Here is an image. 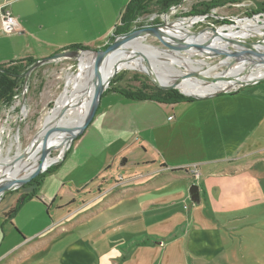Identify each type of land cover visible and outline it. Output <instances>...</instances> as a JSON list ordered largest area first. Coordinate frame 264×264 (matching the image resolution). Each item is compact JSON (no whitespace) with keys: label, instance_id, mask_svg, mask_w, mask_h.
<instances>
[{"label":"crops","instance_id":"0c3cea01","mask_svg":"<svg viewBox=\"0 0 264 264\" xmlns=\"http://www.w3.org/2000/svg\"><path fill=\"white\" fill-rule=\"evenodd\" d=\"M131 1L0 0L18 23L14 32H4L0 12V64L41 60L76 46L104 47ZM97 121L104 131L108 123L115 137L129 132L131 143L113 152V161H102L91 182L80 183L78 188L86 187L82 205L70 191L51 211L60 194L53 200L47 192L41 195L43 181L24 193L4 194L0 264H209L220 257L231 233L215 217L221 213L212 190L216 194L225 178L240 173L237 166L227 170L237 159L264 150V82L174 104L131 99L109 89L90 124ZM102 151L110 156L100 147L94 155ZM194 165L202 173L199 181L189 170ZM102 170V181H93ZM194 183L200 187L198 207L190 204ZM27 193L31 196L21 200ZM34 199L50 217L40 211V218L21 221L19 211ZM34 224L41 227L29 231ZM83 227L86 243L67 241Z\"/></svg>","mask_w":264,"mask_h":264},{"label":"rangeland","instance_id":"374dc122","mask_svg":"<svg viewBox=\"0 0 264 264\" xmlns=\"http://www.w3.org/2000/svg\"><path fill=\"white\" fill-rule=\"evenodd\" d=\"M211 1L182 0L179 5L171 8L166 14H170L172 20L190 19L191 16H188V14L191 13L194 6ZM218 1L221 3H218L214 8L209 10L210 14L208 16H196L200 21L193 24L191 28L192 32L209 33L211 30L220 28L223 23L218 22V20L223 19H225V23H234V18L241 20L247 19L248 15L264 18V11L261 9L264 7L262 5L264 4V0ZM198 8L203 9L204 7L198 6ZM252 10H257L260 13L251 15ZM164 14L159 5L152 4L139 16L133 28L161 25L165 23L163 19ZM235 33L230 34L231 36L228 35L227 38L242 40L256 46L264 41V37L255 32ZM241 34L243 36H238ZM146 41L153 47L167 50L168 53L174 52L178 54L180 50L182 54L190 55L197 65L205 61L206 65H201V68L204 71L209 70L212 75H218L227 69L228 64H226V59L228 58L229 52H240L232 44L224 43L218 46L215 43L211 44V41H207V44L210 46L205 50H199L197 48L178 49L169 39L153 34H149ZM211 48L216 50H211ZM241 48L248 50V48H244L243 46ZM158 59L169 61L165 56L160 58L158 55ZM78 64L79 60L71 58L56 59L38 67L27 76L28 90L23 101L25 105L24 114H21L20 107H22V104H20L14 112L6 110L0 115V136L1 134H5V139H7V142L4 145L1 144L0 148L3 147L6 150L10 144V139L18 134L20 146L25 149L36 134V138L38 139L48 130L52 121L50 120V114L55 108L59 95L71 88L79 70ZM185 66L186 64H183L179 68L186 70L187 67ZM168 68L170 70L175 69L169 65ZM112 80H115L114 86L121 88L137 89L143 85L159 87L148 74L136 69L125 68L119 70ZM177 90L180 92V89ZM115 98V95L108 96V99L104 101V107L107 106V100H115ZM110 116L112 122L116 123L112 112ZM100 125V121H97L93 125L89 124L78 137L72 140L69 148L67 147L65 150L67 152L66 154L65 152L62 153L61 147H57L51 151V157L57 158L56 161H61L49 167L50 172L44 174L40 188V194L44 195L47 192V194L51 195L49 197L51 200L55 198V195L60 194L59 198L55 201V207L53 208V206L50 207L49 205L51 211L59 205L60 197L65 196L70 191L79 200L78 204L82 205V199L84 200L86 196V187L78 188L81 185L80 183L85 179H89L91 182V177L94 173L100 171L99 168L102 161H113L114 159L112 160L111 157L114 158L115 156H111V154L116 152L119 147L131 143L132 136H129V132H125L123 134L124 136L115 137L111 133L108 123H104V129L106 131L102 127H99ZM99 147L101 149L108 148L111 152L110 156L105 153L106 151L100 152L97 156L94 155V151ZM87 150L91 152L86 153ZM11 153L14 154L15 150H12ZM119 160L117 158L115 163ZM233 166L241 168L240 173L235 174L231 179L225 178L226 184L221 186L216 194L215 190H212L214 195L219 196V206L215 207V209L218 208L221 213V215L217 214L215 217L222 224L225 223L224 226L228 230L227 232L231 233L229 234L230 241L225 244V248L221 252L220 257L209 264H264V150L237 159L227 170H233L234 168H230ZM28 169L21 172L20 175L27 172ZM108 171L112 172V169H108ZM104 173L105 171L102 170L100 176L93 179V181L101 182ZM31 189V186H22L16 189V191L24 193ZM203 202H205V206L207 207V202L204 200ZM190 204L192 207H198V203L192 202L191 200ZM30 211L37 212L29 215L31 214ZM40 211H43L46 218L50 217V212H48L46 207L40 201L34 199L24 204L19 211V218L21 221H29V219L33 221V217H39L38 212ZM211 211H214V209H211ZM40 227V224H34V226L32 225L29 228V231L33 228ZM74 238H78L86 243L88 241L86 228L78 229L73 235L66 237L67 241ZM56 250L57 248L55 251L53 248L52 251L56 252ZM30 262H36V259Z\"/></svg>","mask_w":264,"mask_h":264},{"label":"bare ground","instance_id":"6f19581e","mask_svg":"<svg viewBox=\"0 0 264 264\" xmlns=\"http://www.w3.org/2000/svg\"><path fill=\"white\" fill-rule=\"evenodd\" d=\"M163 19L167 23V31L171 35L177 36L183 43H189L190 46L195 44L203 45L207 43L208 39H211V41L218 40L217 44L221 46L225 43L227 36L234 32H264V18L260 16L239 19L233 26L220 27L217 36L214 35L207 38L190 35L193 24L200 21L198 17L172 20L171 15L166 14L163 16ZM149 34L147 33L128 41L109 56L103 73L106 83L112 79L116 72L128 68L149 73L162 85L176 83L178 88L187 94L205 95L218 89L227 88L233 84L232 81L208 84L204 80L199 79L197 77L199 74L202 76L212 75L209 70L204 71L201 68V65H206L205 61L197 65L190 55H184L180 50L177 54L174 52L168 53L165 49L161 50V48L153 47L146 41ZM174 46L179 47L177 43ZM255 49L259 52L251 55L250 58H241L238 62H235L236 66L232 68L233 74L231 77L240 78L241 76H246L248 82L256 81L264 77V60H258V54L261 53L264 55V41L258 44ZM158 55L160 58L165 56L169 61L164 59L159 60ZM239 56L238 54H230L226 59V64L232 63ZM95 57L96 54L90 52H84L80 55L77 76L71 88L59 95L55 108L50 114V120L52 121L48 130L37 139L35 146L23 159L20 160L25 149L20 146L18 134L10 139V144L7 149L5 148L6 150L3 147L0 148V178L11 175L17 168L23 172L28 169L29 165L28 171L21 176H25L34 171L40 164L42 147L48 137L50 151L61 147L63 153L69 147L71 137L65 133L69 129L79 128L81 126L88 115L93 101L100 75L99 66L94 65ZM183 64H186V70L179 68ZM168 65L175 69L170 70ZM66 105L67 110L63 113ZM6 142L5 134H1L0 145H4ZM12 150H15L14 154L11 153ZM56 160L57 158H52L49 153L44 160L45 166H49Z\"/></svg>","mask_w":264,"mask_h":264},{"label":"water","instance_id":"95a60500","mask_svg":"<svg viewBox=\"0 0 264 264\" xmlns=\"http://www.w3.org/2000/svg\"><path fill=\"white\" fill-rule=\"evenodd\" d=\"M210 14V13H209ZM209 14L206 15H200L201 17H205L208 16ZM196 16H191L190 19L195 18ZM255 16H250L248 15L247 18H252ZM239 20V18H234L233 21L234 23H223V26H233L234 24H236V22ZM167 23H163L161 25H155V26H148V27H141V28H135L130 32L124 33V34H120L118 36H114L113 40L111 43H109L107 45L106 48L104 49H69V50H64V51H60L57 52L55 54H53L50 57L41 59V60H37L28 70L27 74H26V78L27 76H29L35 69H37L38 67L52 61V60H56V59H61V58H71V59H75V60H79L80 55H82L84 52H90L93 54H96L95 60H94V65L99 66L100 68V75H99V80L96 86V90L94 93V97H93V101L91 104V107L89 109L88 115L86 117V119L83 121V123L81 124V126L79 128H74V129H69L67 130V132L65 133L66 135L70 136V143L72 142V140L76 137H78L84 130L85 128H87V126L92 122L93 118L95 117L100 104H101V100L103 97V94L105 92V90L108 88V86H110L111 80H109L107 83L104 80L103 77V73L105 70V67L107 65L108 62V58L109 56L115 52V50L121 48L124 44H126L128 41L138 37V36H142L145 35L147 33L153 34V35H157V36H162L165 37L167 39H169L174 45L177 43V45L179 47L176 48H184V49H192V48H197L199 50H205L207 48H209L210 45H208L207 43L203 44V45H198L195 44L193 46H190L189 43H183V41H181L177 36H173L171 35L168 31H167ZM219 29V28H218ZM218 29H214L211 30L209 33H202V32H192L190 35L191 36H201V37H212V36H217L218 34ZM256 34H259L260 36L264 37V32H255ZM238 36H243L238 35ZM230 38V37H229ZM227 38V41H225L226 44H232L233 46H235L236 48H238L240 50V52L237 51H233V52H229L230 54H238L240 55L239 58L235 59V61H233L232 63L230 62L228 64V67L226 70H224L223 72H221L218 75H207V76H202L201 74H199L197 77L199 79L204 80L206 83L208 84H216L218 82H225V81H232V85L228 86L227 88H222V89H218L215 91H212L211 93H207L205 95H196V94H187L183 91L180 90V92L186 96H191L194 98H203V97H207V96H214L217 95L219 93H227L229 92L228 90L230 89H237L240 87H244L247 85H252L261 81H264V77L256 80V81H247L246 76H241L240 78H233L231 77V75L233 74L232 72V68L235 65V62H238L239 59L243 58H250L251 55L256 54L257 51L255 49L256 45L242 41V40H232ZM207 41H211V39H208ZM218 40H213L211 41V44H217ZM262 43V42H261ZM218 46H220L218 44ZM241 46H243L244 48H248V50H243L241 48ZM211 50H216V49H212ZM228 55V57H229ZM258 60L262 61L264 60V55L263 54H258ZM150 76V78L160 87V88H174V89H179L178 86L176 85V83H172V84H159L154 77H152V75H150L149 73H146ZM114 77V76H113ZM112 77V78H113ZM191 77V76H190ZM179 81V80H178ZM67 110V105L64 107L63 109V113ZM65 135V136H66ZM37 134L35 135L34 139L31 141V143L28 145V147L25 148L24 152L21 155V159H23L28 153L29 151L35 146L36 142H37V138H36ZM48 140L49 137L46 139L43 147H42V155H41V159H40V164L39 166L32 171L31 173L25 175V176H21L20 173L22 172L21 169L17 168L15 169V171H13L11 173V175L8 176H3L0 178V198L7 192L9 191H13L16 190L22 186H24L25 184H27L28 182H30L32 179L36 178L38 175L42 174L44 171H46L51 165L53 164H57L60 161H54L52 162L49 166H45L44 160L45 158L48 156L49 153H51L50 151V146L48 144ZM70 146V145H69ZM69 148V147H68ZM67 152L65 151V154ZM189 193L191 195V199L193 202H199L200 201V187L197 184H192L189 190Z\"/></svg>","mask_w":264,"mask_h":264},{"label":"trees","instance_id":"16d2710c","mask_svg":"<svg viewBox=\"0 0 264 264\" xmlns=\"http://www.w3.org/2000/svg\"><path fill=\"white\" fill-rule=\"evenodd\" d=\"M182 2V0H133L131 1L126 9L124 10L122 16H121V25L119 26V30L115 31L114 36H118L120 34H124L127 32L132 31L134 28L135 21L139 18V16L145 12L148 7L152 4H157L161 7L162 11L164 13H167L170 11V9L174 6L179 5ZM219 2L218 0H212L211 2H203L202 4L196 5L192 8V11L188 16H200V15H206L209 14V10L214 8ZM264 5V4H262ZM198 6H203V9L198 8ZM262 11H264V7L261 8ZM258 12L257 10H252L251 15H255ZM225 19L218 20L220 23H225ZM114 36L111 38L110 42H112ZM108 43V44H109ZM106 44L104 47H101L100 49H104L107 47ZM72 49H90L88 47H80L76 46ZM37 60H34L32 58H27L25 60L15 61V62H6L0 64V101L3 103H10L15 91L25 82L26 74L29 70V68L36 62ZM115 80H112L110 83V86L107 88L109 89H115L119 93L123 94L124 96L136 99V100H154L161 103H167V104H174L182 101H190L194 98L191 96H186L179 92V90L174 88H160L156 86H147L143 85L141 87H138L137 89L133 88H121L114 86ZM264 82V81H262ZM105 90V91H107ZM50 172V168L38 175L36 178L32 179L30 182L25 184L24 186H31V187H37L40 185L42 178L44 177V174ZM34 194V193H33ZM31 196L30 193L24 194L20 197L21 198H27ZM16 208H13L9 215H12Z\"/></svg>","mask_w":264,"mask_h":264},{"label":"built area","instance_id":"2783aa9c","mask_svg":"<svg viewBox=\"0 0 264 264\" xmlns=\"http://www.w3.org/2000/svg\"><path fill=\"white\" fill-rule=\"evenodd\" d=\"M174 7H176V6H174ZM0 12H1V29L6 33L14 32L18 27V23H17L16 17L12 14L7 3L0 6ZM164 15H166V13ZM237 89H230L228 91L234 92ZM27 90H28V86H27V79H26V81L15 91L13 98H12L10 103H3L2 101H0V115H1V113H3L6 110H10V111L14 112L15 109H18L20 104H22L21 105L22 107H20L21 114H24L25 105H24L23 101L25 99V94H26ZM189 170L192 174V177L194 178V181H199L202 173L199 170L198 166H196V165L190 166Z\"/></svg>","mask_w":264,"mask_h":264}]
</instances>
